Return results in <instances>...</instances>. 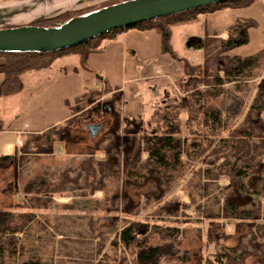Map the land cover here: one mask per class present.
Masks as SVG:
<instances>
[{"label":"trees","instance_id":"1","mask_svg":"<svg viewBox=\"0 0 264 264\" xmlns=\"http://www.w3.org/2000/svg\"><path fill=\"white\" fill-rule=\"evenodd\" d=\"M123 1L127 0H108L90 7L65 11L31 25L58 27L74 17ZM257 1L259 0H232L213 4L113 30L73 48L53 53H0V57L4 59V63L0 65V74L4 76L0 95L7 98L23 92L24 75L48 70L59 59L77 56L81 68L90 55L102 52L101 43L104 40L112 41L128 30L154 32L159 38L160 53L168 56L171 61H181V75L175 80L174 86L186 96L178 104L152 108L143 123L137 117H129L116 110V106L121 104L122 95L102 79L104 86L101 90L92 88L73 99L63 101L69 117L61 124L40 133H28L20 147H15L11 155L1 156L0 163H7L6 167L9 168L19 153L22 156L49 155L57 144H63L66 149L75 147L82 141L78 136L81 131L80 122L84 120L87 123L101 115L94 110L104 102L105 99L100 101L103 95H108L106 100L112 104L113 109L109 116L113 119L104 131L88 142L83 150H79L81 157L75 158L74 152H67L74 156L62 170L52 174L41 171L29 179L24 190L27 203L20 212H0V264H3L1 255L4 250L11 253L16 248L18 239L15 235L25 232L34 218V211L49 209L55 196H62L69 190H75L81 196L92 195L94 192L104 191L106 181H110L116 185L110 196L105 198V202L109 204V213L136 217L141 205L137 198L139 196L143 203H154L157 214H176L179 204L164 201L172 181L168 172L183 164L182 155L189 158L192 153L198 157L205 153L211 156L207 162L213 170L205 173L208 182L197 187L201 189L203 197L210 184L223 177L228 179L218 213L205 212L199 206H196L197 211L209 218L235 220V231L242 227L240 224H245L248 229L255 228V232L241 235L235 246L218 251L215 259L205 264H244L251 257L254 264H264V228L254 225L255 220L264 219V203L261 207L259 201V197L264 200V92L257 91L238 127H233L231 121L223 119L218 111L206 109L208 100L230 97L234 92L247 89L246 81L253 77L255 71L263 69L264 49L249 56L233 54L234 50L249 43V32L256 30L259 25L251 18L238 19L223 35H205L200 64L178 59L171 44L174 27L193 23L202 14L244 9ZM71 71L75 72V68ZM225 84H232L233 90L225 89ZM182 122L187 127L190 138H193L187 140L189 144L179 138ZM5 127L0 121V132L5 131ZM195 138L199 140L195 141ZM192 148V152H189ZM99 154H103V157H96ZM143 154H146V158L142 161ZM218 161L220 163L216 165ZM148 181L154 182L155 192L141 195L129 192V187L140 188ZM5 191L12 190L6 188ZM159 233L163 236L160 238L161 243L156 246L145 245L139 249L136 264H157L161 257L175 253L178 229L166 227L164 230L159 229ZM259 238L261 242H258ZM119 239L125 246L135 243L141 247L137 237L132 235L131 228L122 229Z\"/></svg>","mask_w":264,"mask_h":264},{"label":"rangeland","instance_id":"2","mask_svg":"<svg viewBox=\"0 0 264 264\" xmlns=\"http://www.w3.org/2000/svg\"><path fill=\"white\" fill-rule=\"evenodd\" d=\"M7 1L10 2V0H1L0 4ZM52 2L54 4L49 7L50 9L48 8L49 11L55 10V0ZM45 10L47 11V8ZM71 10L74 9L67 11ZM54 16L56 15L37 17L31 24ZM258 36L264 39V34L256 35ZM127 40L134 48L125 44L123 40L112 41L102 47L101 53L90 55L81 68L80 59L77 56H69L55 61L48 70L24 75L22 80L25 98L35 88V78L40 80L45 78L46 81L55 79L54 88L44 93L48 96L44 98L46 101L41 103L39 100L36 108V102L29 106V116L32 120L38 119V126L46 123L61 124L69 117V111L63 105V101L73 99L92 88L101 90L104 86L103 78L111 88L118 89L122 95L121 104L119 107L116 106V110L129 117H137L143 123L149 117L152 108L181 102L186 96L174 86L175 80L181 75V61H172L173 66L171 59L160 53L159 38L154 32H133L128 35ZM182 42L175 38L174 50L178 59H190L189 62L200 64L202 49L199 52L195 48L185 49ZM245 56L249 55L245 54ZM72 68H75V72L71 71ZM263 80L264 67L255 71L253 77L246 81L248 90L244 88L241 92H234L233 96L208 100L206 109L218 111L223 119L227 118L233 127H238L243 122L257 91L264 92ZM223 87L233 90L232 84H225ZM107 97L108 95H103L100 99V101L105 99L102 104L110 103L106 100ZM16 115L20 114L16 113ZM96 117L94 118L96 123L101 120L109 122L99 133L104 131L113 119L108 113ZM181 117L183 118V114ZM262 119L264 120V113ZM87 124L84 120L80 122L81 131L78 136L82 141L75 147L66 149L63 144H57L49 155L22 156L19 153L12 167L9 168L6 167L7 163L4 165L0 163V212H20L23 206H26L27 196L24 190L33 176L41 171L57 173L71 162L69 159L74 155L75 158L81 157V154H78L79 150H83L88 142L99 135L91 140L88 131L85 130ZM181 129L180 139L183 141L193 139L188 135V129L183 122ZM198 140L195 138V141ZM185 143L189 144L188 141ZM192 150L193 148L189 149V152ZM67 152L75 154L69 155ZM191 155L189 158L182 155L183 164L176 170L168 172L172 181L164 201L170 200L179 204L176 214H157L154 203H143L139 196L137 198L141 205L136 217L116 216L109 213L107 211L109 204L105 202V198L110 196L116 185L110 181H106L104 191H97L92 195L81 196L79 192L69 190L62 196H55L54 203L49 209L34 211V218L25 232L15 235L18 239L16 248L12 249L11 253L4 250L1 262L3 264L25 262L136 264L137 251L145 245L156 246L161 243L160 238L163 236H160L162 233H159V229L164 230L166 227L178 229V245L175 253L161 257L157 264H205L213 261L218 251L235 246L241 235L255 232V228L248 229L245 224H240L242 227L235 231V220L209 218L197 211L196 206H199L201 210L205 209V212L218 213L228 179L223 177L210 184L206 196L203 197L204 194L197 187L199 185L200 188L205 184L204 182H208L205 173L213 170L207 162L211 156L207 153L201 157L193 153ZM96 157H103V154ZM141 157L143 161L146 154ZM218 163L220 161L216 165ZM6 188H11L12 191L6 192ZM155 189L153 181L144 182L140 188H128L131 194L138 195L155 192ZM259 201L262 207L263 198L259 197ZM254 225L264 228V219L255 220ZM125 227L132 229V235L137 237L141 247L135 243L127 246L121 243L119 235ZM214 238L218 240L215 241ZM258 242H261L260 238ZM252 260V257L248 258L244 264H254Z\"/></svg>","mask_w":264,"mask_h":264},{"label":"crops","instance_id":"3","mask_svg":"<svg viewBox=\"0 0 264 264\" xmlns=\"http://www.w3.org/2000/svg\"><path fill=\"white\" fill-rule=\"evenodd\" d=\"M52 1L53 0H10V2L7 1L0 4V29L16 27L18 25H29L37 17L44 15H58L69 9L78 10L108 0H55V10L49 11V7L54 4ZM45 8H47V11ZM248 18L254 19L259 27L256 30H251L249 32V43L246 46L234 50L233 54L239 56H245V54L252 55L264 49V39L260 36L256 37V35L264 34V0H259L244 9H226L211 14H202L199 15L197 20L193 23L174 27L172 29L171 38L173 49L176 38L178 41H184L182 44L185 46V49H187V47L190 50L195 48L199 52L202 49L205 35H223L238 19ZM133 32L140 31L128 30L117 35L112 41L116 42L123 40L125 44H129L131 48H134L132 46L133 44L127 40L128 35ZM112 41L104 40L101 43V49L104 45ZM185 60L189 61L190 59ZM3 63L4 59L3 57H0V65ZM195 63L197 62H194L193 64ZM3 80L4 76L3 74H0V86L3 83ZM54 80L51 81L50 79L49 81H46L45 78L42 80H40V78H35V88L28 93L27 98L24 97L25 95H23V92L7 98H3L0 95V121L6 126V130L0 132V157L11 155L15 147H20L28 133H40L55 125V123H46L42 126H38V119L32 120L29 116V106L33 102H36V108L38 107L37 102L39 100H41V103L46 101L44 98L48 96H45L44 93L54 88ZM142 109L143 108H141V110ZM16 113H19L20 115L18 116Z\"/></svg>","mask_w":264,"mask_h":264},{"label":"water","instance_id":"4","mask_svg":"<svg viewBox=\"0 0 264 264\" xmlns=\"http://www.w3.org/2000/svg\"><path fill=\"white\" fill-rule=\"evenodd\" d=\"M232 0H127L74 17L58 27L23 25L0 29V53H53L106 33ZM99 78V77H98ZM95 112L112 113L105 103ZM104 123L85 126L93 140Z\"/></svg>","mask_w":264,"mask_h":264},{"label":"flooded vegetation","instance_id":"5","mask_svg":"<svg viewBox=\"0 0 264 264\" xmlns=\"http://www.w3.org/2000/svg\"><path fill=\"white\" fill-rule=\"evenodd\" d=\"M98 107H100V106H98ZM96 109V108H95ZM113 110V109H112ZM97 113H100V114H105V113H108V112H97ZM108 114H110V113H108ZM88 124L87 125H89V124H97V123H104V125H106V121H104V120H101V121H99V122H97L96 123V121L95 120H92V121H89V122H87ZM86 125V126H87Z\"/></svg>","mask_w":264,"mask_h":264}]
</instances>
